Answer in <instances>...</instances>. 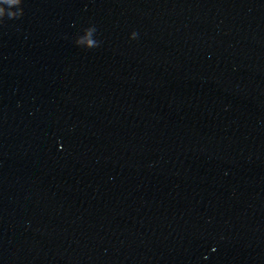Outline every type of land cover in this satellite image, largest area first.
<instances>
[{
  "label": "water",
  "instance_id": "water-1",
  "mask_svg": "<svg viewBox=\"0 0 264 264\" xmlns=\"http://www.w3.org/2000/svg\"><path fill=\"white\" fill-rule=\"evenodd\" d=\"M22 7L0 264H264V0Z\"/></svg>",
  "mask_w": 264,
  "mask_h": 264
},
{
  "label": "clouds",
  "instance_id": "clouds-1",
  "mask_svg": "<svg viewBox=\"0 0 264 264\" xmlns=\"http://www.w3.org/2000/svg\"><path fill=\"white\" fill-rule=\"evenodd\" d=\"M23 0H0V24L5 18L9 20L19 19L24 15L22 7ZM136 33H132V37H136Z\"/></svg>",
  "mask_w": 264,
  "mask_h": 264
}]
</instances>
